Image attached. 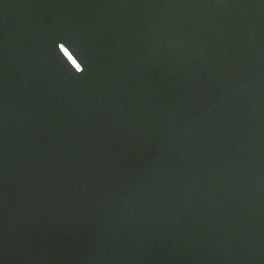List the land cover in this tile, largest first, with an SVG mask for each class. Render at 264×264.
<instances>
[{"label": "water", "instance_id": "water-1", "mask_svg": "<svg viewBox=\"0 0 264 264\" xmlns=\"http://www.w3.org/2000/svg\"><path fill=\"white\" fill-rule=\"evenodd\" d=\"M0 264H264V0H0Z\"/></svg>", "mask_w": 264, "mask_h": 264}]
</instances>
